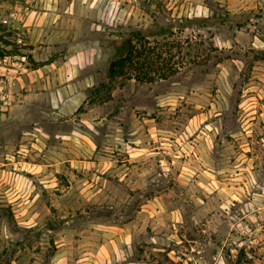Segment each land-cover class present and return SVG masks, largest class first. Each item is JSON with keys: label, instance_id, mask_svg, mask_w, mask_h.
<instances>
[{"label": "rangeland", "instance_id": "374dc122", "mask_svg": "<svg viewBox=\"0 0 264 264\" xmlns=\"http://www.w3.org/2000/svg\"><path fill=\"white\" fill-rule=\"evenodd\" d=\"M0 264H264V0H0Z\"/></svg>", "mask_w": 264, "mask_h": 264}, {"label": "trees", "instance_id": "16d2710c", "mask_svg": "<svg viewBox=\"0 0 264 264\" xmlns=\"http://www.w3.org/2000/svg\"><path fill=\"white\" fill-rule=\"evenodd\" d=\"M165 46L158 45L144 34L130 36L125 49L110 64L109 75L132 78L141 81L164 79L175 68L172 59L167 57Z\"/></svg>", "mask_w": 264, "mask_h": 264}, {"label": "crops", "instance_id": "0c3cea01", "mask_svg": "<svg viewBox=\"0 0 264 264\" xmlns=\"http://www.w3.org/2000/svg\"><path fill=\"white\" fill-rule=\"evenodd\" d=\"M84 64H86V61H85V63Z\"/></svg>", "mask_w": 264, "mask_h": 264}]
</instances>
